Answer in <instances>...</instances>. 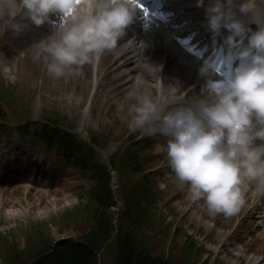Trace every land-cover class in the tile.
<instances>
[{
	"label": "rangeland",
	"instance_id": "obj_1",
	"mask_svg": "<svg viewBox=\"0 0 264 264\" xmlns=\"http://www.w3.org/2000/svg\"><path fill=\"white\" fill-rule=\"evenodd\" d=\"M6 21L7 17L0 18V92L2 88L10 91L13 105L1 104L5 117L0 112V127L3 132L7 131L1 134L2 145L28 148L30 144L20 139L17 126L28 124L30 127L38 123L51 127L49 120L62 121L60 125L70 127L80 140L94 139L98 160L109 165L114 152H125L126 149L121 148L124 138H148L152 149L142 147V158L151 160L153 155L159 156L163 171L154 178L160 187L165 186L162 199L147 210L149 225L143 232L146 234L144 239L151 240L147 243L150 253L159 258H170L173 264H264V233L257 228L255 219L241 217L249 214L246 204L241 206V212L232 216L211 215L206 203H202L201 198H193L189 193L190 186L175 176L170 164L165 165L169 163L168 138L156 135L157 131L152 132L148 127L129 129L136 95L147 93L159 100V90H152L148 84H144L145 90L125 89L121 80L116 81L118 74L106 68L115 60L114 56L107 63L102 61V67L97 71L96 88L91 63L83 65L79 74L55 78L47 71L48 60L44 53L35 51L32 55L26 50L23 55L13 52L18 40L13 29L6 26ZM4 125L6 128L2 129ZM35 149L44 150V147L38 144ZM51 154L55 155L54 152ZM124 155L117 154L116 158L126 165ZM48 157L53 163L51 177L63 173L56 179L57 185L50 188L37 186L38 191H34L28 184L30 187L0 184V264H29L62 238H85L94 224L91 215L94 203L88 193L95 185L92 171L75 172L62 160L60 163L52 156ZM113 174L118 204L106 216L110 215L117 230L120 225L118 215L123 209L122 195L136 188L139 182L132 179L135 174L128 169ZM237 215L241 221L236 227ZM115 237L116 231L101 239L98 249L102 258L97 264H116ZM238 252L241 254H236Z\"/></svg>",
	"mask_w": 264,
	"mask_h": 264
},
{
	"label": "clouds",
	"instance_id": "obj_2",
	"mask_svg": "<svg viewBox=\"0 0 264 264\" xmlns=\"http://www.w3.org/2000/svg\"><path fill=\"white\" fill-rule=\"evenodd\" d=\"M204 2L197 0L201 6ZM234 6L240 14H251L259 28L238 18ZM136 9L137 0H0V17L6 16V26L15 31L24 26L17 20L21 14L35 25L51 14L63 20L38 43L55 78L98 63L124 35ZM206 16L214 36L229 30L222 53L228 74L210 80L192 103L170 110L150 94H137L128 127H148L168 137L167 157L175 176L190 186L193 198H203L211 215L232 216L245 203L249 182L264 190V3L209 0ZM200 71L208 74L213 65L206 62Z\"/></svg>",
	"mask_w": 264,
	"mask_h": 264
},
{
	"label": "trees",
	"instance_id": "obj_3",
	"mask_svg": "<svg viewBox=\"0 0 264 264\" xmlns=\"http://www.w3.org/2000/svg\"><path fill=\"white\" fill-rule=\"evenodd\" d=\"M137 154L132 155V163L135 164ZM136 167L140 164L137 162ZM95 178L98 186L90 193L94 203L91 215L94 224L86 236L88 244L66 243L64 250L58 255H52L49 261L48 256L45 264H96L97 238L109 236L114 232L113 220L110 219L109 207L111 205V191L109 189V177L105 169L100 165L95 166ZM156 195L148 196L146 191L132 190L124 194L125 210L120 223L118 233L117 259L116 264H173L170 258H159L150 253V239H144L145 226L149 225L147 210L151 209L152 202Z\"/></svg>",
	"mask_w": 264,
	"mask_h": 264
},
{
	"label": "bare ground",
	"instance_id": "obj_4",
	"mask_svg": "<svg viewBox=\"0 0 264 264\" xmlns=\"http://www.w3.org/2000/svg\"><path fill=\"white\" fill-rule=\"evenodd\" d=\"M196 2H197V0H196ZM204 3H209V0H205ZM234 9H235V7H234ZM195 13H196V15H199V17L204 18V15H203L204 11L203 10H197ZM242 16H244V14H241L239 17H242ZM0 18H2V17H0ZM136 19L138 20L139 18L136 15H134L132 21L130 22V25H131L130 26V28H131L130 33L135 34L136 26H135V24L133 25V23ZM202 20L203 19H201V21H200L201 24H202ZM244 20H245L244 21L245 24L250 27L248 17H246V19H244ZM21 33H23L22 29L19 30V34H21ZM52 33H53V31L48 32V34L45 35L42 39L43 40L46 39ZM148 35L149 34H146V33L142 34L139 37V42H138L141 45L138 47V49L134 47L133 48L134 50L131 51V52H133L132 57L134 59H137V61H138L137 64L133 68H129L133 64V61H130V59H128L126 57V53H130L129 52V48H131L130 46H129V48H127V47L120 48L119 50H121V51L119 52L118 57L116 58L115 62L112 63V65H114V72L118 74V80L122 81L121 84H122V86L125 87V89H130V88L134 87L135 91L138 89L145 90V86H144L145 82L139 76H140V74H143V77H144L145 75L149 74V73H147V71H150L153 69H160L163 72V76L165 79H172L174 82H177L181 78L182 79L184 78L185 70L187 68H191V65L187 64V63L171 64L170 67H169V64L167 63L164 67H160L162 53H161V50L155 49L157 35L153 34L154 35V37H153L154 42H150V41L147 42ZM143 46H153L154 48L151 51H153L155 49L154 54L152 56H150L147 53V51L145 50V48H143ZM172 52L175 53L176 50L173 48ZM121 60L123 62L120 64L119 62ZM177 70H179V73H177ZM130 74L132 76H130ZM194 77L196 79H198L204 85L209 84L210 80H216L217 79V75L212 74V73H208L203 77L202 76L196 77V72H194L193 74L188 75L184 78L186 84L188 82H190L191 80L195 79ZM135 79H137V81ZM186 84L179 85L176 88V90L174 91V93L179 94ZM0 150H1L0 151L1 152V157H0L1 159H2V157L7 158L9 156L8 154L16 155V153H17L14 149H11L9 151L8 150L5 151L3 149H0ZM11 162H12L11 159L9 161L0 160V171L5 170L4 172H6L5 175H7V176H11L13 171L16 169V162H13V164H10ZM244 198H245V200H248L250 203L248 205V207H246V209H248L249 214H247L245 218H250L253 220L255 219L256 222H258L257 228L260 229L262 233H264V229H263V226H264V212H263L264 211V192L262 193V190L257 189L256 182L255 183L249 182L248 185L244 189ZM201 201H202V203H205L203 198H201ZM198 205H200V204H198ZM236 254H241V252L240 253L238 252Z\"/></svg>",
	"mask_w": 264,
	"mask_h": 264
},
{
	"label": "snow or ice",
	"instance_id": "obj_5",
	"mask_svg": "<svg viewBox=\"0 0 264 264\" xmlns=\"http://www.w3.org/2000/svg\"><path fill=\"white\" fill-rule=\"evenodd\" d=\"M140 8H141V9H143V8H144V5H143L142 3L140 4Z\"/></svg>",
	"mask_w": 264,
	"mask_h": 264
}]
</instances>
